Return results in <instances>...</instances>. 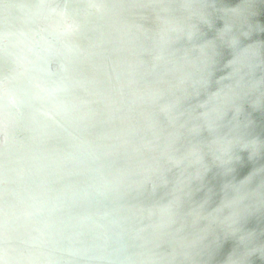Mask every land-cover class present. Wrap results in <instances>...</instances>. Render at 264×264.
Masks as SVG:
<instances>
[{"label":"water","instance_id":"water-1","mask_svg":"<svg viewBox=\"0 0 264 264\" xmlns=\"http://www.w3.org/2000/svg\"><path fill=\"white\" fill-rule=\"evenodd\" d=\"M0 264H264V0H0Z\"/></svg>","mask_w":264,"mask_h":264}]
</instances>
